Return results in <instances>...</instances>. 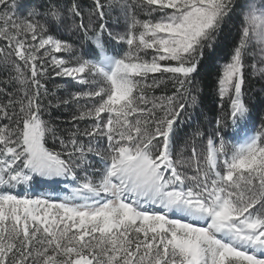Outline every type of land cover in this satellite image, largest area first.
I'll return each mask as SVG.
<instances>
[{
  "label": "snow or ice",
  "instance_id": "6c2138e0",
  "mask_svg": "<svg viewBox=\"0 0 264 264\" xmlns=\"http://www.w3.org/2000/svg\"><path fill=\"white\" fill-rule=\"evenodd\" d=\"M40 7L0 0L8 74L0 81V264H264V123L238 127L251 118L246 70L264 78V0ZM114 9L122 32L109 30ZM233 17L237 36L217 91L240 139L226 140L228 125L217 119L211 134L192 132L185 156L174 151L177 121L197 106L199 62ZM61 29L71 36L51 34ZM50 68L80 90L50 92ZM72 104L73 127L58 135L51 113ZM48 137L62 151L48 148ZM34 177L73 186L59 199L9 190Z\"/></svg>",
  "mask_w": 264,
  "mask_h": 264
},
{
  "label": "trees",
  "instance_id": "16d2710c",
  "mask_svg": "<svg viewBox=\"0 0 264 264\" xmlns=\"http://www.w3.org/2000/svg\"><path fill=\"white\" fill-rule=\"evenodd\" d=\"M21 3H27L30 7H34L36 11H41V5L46 9L50 4L56 3H67L68 0H20ZM239 2V0H237ZM81 3L87 6L91 3V0H81ZM16 17H21L22 14L17 11ZM107 22L111 27L115 22V17L110 16L109 13L106 15ZM239 20L236 17H233L226 26L222 29L221 35L217 39V43L213 45L211 49H205L203 58L199 62V72L195 77L196 83L199 86L198 93V104L192 109H187V112H181L180 117L177 123L180 125L177 129V137L174 145V151H179L181 148L185 149V156L189 155L187 150L189 145L188 141L190 140L192 132L199 128L206 135L211 134L213 129L216 127L215 121L217 119H222L227 125V131L225 133V139L236 142L240 139L239 132L233 130L231 127V121L228 120V99L224 98L221 100L217 91V78L221 73L223 64L228 59V54L231 52L232 46L234 44L235 38L237 36V26ZM55 36H71L70 32L61 29L60 32L51 33ZM105 40L107 37L105 35ZM3 46V42H0V47ZM89 47V44L84 45V50L86 51ZM95 47V45H92ZM106 48L111 49L109 45L105 44ZM98 51V50H97ZM61 54L58 53L57 56ZM64 58L67 59V55H64ZM49 72L52 73L51 76L46 80L47 87L50 92H54L58 97L68 98L69 93H75L79 91V85H77L71 78L68 77H56L52 69H49ZM246 102L250 108L251 118L246 121H241L238 127L248 128L251 126L255 131H260L262 123H264V91L262 92L261 83L259 78L253 77L251 68L246 70ZM8 78L7 72L0 68V81H6ZM4 85L0 84V88H3ZM168 93L171 92V84L168 85ZM162 94L160 89H157L155 92L156 96ZM4 97L0 95V101H3ZM223 105L221 108L220 105ZM75 104L69 106H62L58 109L52 111L53 123L59 129L58 135L66 136L67 132L72 129L73 124L71 121V115L75 111ZM45 119H48L45 116ZM0 123H6V121H0ZM86 125L81 122L80 127L83 129ZM82 142L87 145L89 143L88 139L85 137L80 138ZM46 146L50 149H55L56 151H62L61 146L58 141H54L51 137H48ZM101 146H103V141H101ZM196 146L198 152L203 153L205 150L206 142L198 139L196 141ZM89 159L95 164L98 158L94 155H90ZM67 184H71L70 181H67Z\"/></svg>",
  "mask_w": 264,
  "mask_h": 264
},
{
  "label": "rangeland",
  "instance_id": "374dc122",
  "mask_svg": "<svg viewBox=\"0 0 264 264\" xmlns=\"http://www.w3.org/2000/svg\"><path fill=\"white\" fill-rule=\"evenodd\" d=\"M256 3L259 4L260 0H256ZM110 16L115 17L114 24L109 28V30L123 31L126 26V21L123 15L119 12L118 9H114L109 12ZM141 19L145 18L143 14L140 15ZM58 53H55L57 55ZM251 59L249 63H251ZM255 78H259L262 92L264 91V78H261L259 75H253ZM227 99V97H225ZM248 131H253L254 129L249 126ZM71 185L67 184L65 180H59L58 182L45 181L43 178L34 177L33 181L28 185H21L14 189H9L13 194L17 195H28L29 197H35L37 195L43 197L46 195H51L55 199L63 197L65 194L70 193Z\"/></svg>",
  "mask_w": 264,
  "mask_h": 264
}]
</instances>
